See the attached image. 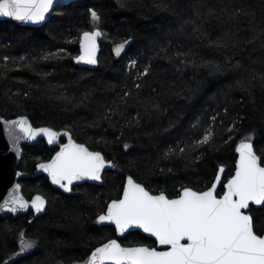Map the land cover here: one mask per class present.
Returning a JSON list of instances; mask_svg holds the SVG:
<instances>
[{
    "label": "trees",
    "instance_id": "obj_1",
    "mask_svg": "<svg viewBox=\"0 0 264 264\" xmlns=\"http://www.w3.org/2000/svg\"><path fill=\"white\" fill-rule=\"evenodd\" d=\"M94 29L101 32L98 66L78 67L79 37ZM261 77L264 0H84L55 8L41 27L0 21V117L67 131L116 165L101 185L69 193L41 175L21 179L23 196H42L46 209L36 218L32 211L0 217V264H86L94 248L117 239L96 221L128 176L151 194L175 198L184 188L206 190L223 168L220 195L235 148L249 135L264 166ZM207 128L210 144L197 145ZM178 148L185 151L169 152ZM54 150L44 142L23 146L18 170L31 174ZM248 213L262 235L264 205ZM21 238L35 247L17 255ZM117 240L155 246L139 232Z\"/></svg>",
    "mask_w": 264,
    "mask_h": 264
},
{
    "label": "snow or ice",
    "instance_id": "obj_2",
    "mask_svg": "<svg viewBox=\"0 0 264 264\" xmlns=\"http://www.w3.org/2000/svg\"><path fill=\"white\" fill-rule=\"evenodd\" d=\"M55 3L56 0H0V16L39 24L45 21ZM91 17L94 23L100 19L94 10ZM100 35L99 31L83 32L81 54L75 57L77 62L97 63L96 38ZM126 43L115 47L116 56H120ZM132 63L135 65V61ZM142 74L147 75L148 69L145 68ZM139 87L136 84V88ZM212 119L215 121V117ZM4 124L13 143L21 139L35 140L43 134L52 144L59 135L51 128H33L26 117L4 121ZM234 127L235 124L228 131H233ZM17 130L22 135L17 134ZM65 135H68V143L61 145L49 163L38 165L49 174L52 183L65 192H72L76 182L100 181L106 165L116 166L106 161L100 152L89 151L85 145L75 143L70 134ZM213 136L212 128H207L196 144L209 145ZM251 140L249 135L238 145L239 161L235 175L224 185L225 191L220 197L216 194V183L202 192L184 188L176 199H169L164 193L154 196L128 176L122 198L112 200L106 213L97 217L96 223L114 224L120 233L133 226L142 228L154 236L159 245L168 246L167 250L122 247L116 240H109L91 253L87 264H264V235L257 234L253 216L245 211L250 210V202L264 205V166L253 150ZM174 151L183 153L185 149L169 150ZM216 181H220L219 176ZM15 187L18 190L20 186ZM44 206L42 196H36L32 201L37 212ZM3 207L16 212L17 208L27 207V202L12 194ZM34 247V241L20 240V253Z\"/></svg>",
    "mask_w": 264,
    "mask_h": 264
},
{
    "label": "water",
    "instance_id": "obj_3",
    "mask_svg": "<svg viewBox=\"0 0 264 264\" xmlns=\"http://www.w3.org/2000/svg\"><path fill=\"white\" fill-rule=\"evenodd\" d=\"M82 1H84V0H56V3L54 5V7L50 10L49 14L46 16L45 21H43V22H41L39 24L20 22V21L14 20L12 18L3 17V16H0V21H10V22H12V23H14V24H16L18 26L37 28V27H41L43 24H45L49 20L50 15H51L52 11L55 8H57L59 6H66L68 4L75 3V2H82ZM94 31H99V30L94 29V30L88 31V32H94ZM82 34L79 37L78 54H77V56H79L81 54L80 40L82 38ZM100 40H101V35L96 38V54H95L96 55V60H97V63L96 64H87V63H84V62H77L76 59H75V57L72 60L73 64H75L78 67H85V68H88V69H95V68H97V66H98V56H99V53H100V46H99ZM20 117H25V116H20ZM20 117L13 118V119H9V120H6V119L0 117V217H6V216L17 217L19 215H25L29 211H32L33 214H34V217L36 218V217H38V216H40V215H42L44 213V211L46 209V201H45L44 209L42 211H40V212H37L35 210V208L32 207V201L34 200V198L36 196H34L31 200H27L23 196V194H22V188H21V186L19 184V181L21 179L28 178V177H36V176H40L41 175V176L46 177L49 180L50 184L54 188L60 190L63 193H68V192H65L62 188L59 187V185L53 184L52 183V180H51V177L49 176V174L38 167L39 164L36 165L35 170L31 174L20 172L18 170V165H19V163H20V161H21V159L23 157L22 147L23 146H32V145H35L38 142H42L43 141L46 145H48V146H50V147L53 148V147H56V146L59 145V140L60 139H64L65 142L63 144H67L68 143V135H65V133H67V134H70V133L67 132V131H63V130L58 132V131H55V130L52 129L53 131H55V132H57L59 134L57 141L54 142V143H52V144H49L48 143L47 137L44 136L43 134H41L40 136H38L35 140L21 139V140L18 141V143H13V141L10 139V137L8 136V134L6 132V127H5L4 121L17 120ZM27 120H28V118H27ZM28 122L30 123L29 120H28ZM33 128H48V127H33ZM17 134L22 135L21 133L18 132V130H17ZM75 143H77V142H75ZM63 144H61V145H63ZM77 144H80V143H77ZM239 144H237V146L235 148V153H236L235 169H234L233 174L231 175V177L228 178V180L231 179L232 176L235 175L236 167H237V164H238V161H239V153L237 152V147H238ZM61 145L59 146L58 150L53 154V156L48 161H45V162H42V163H44V164L49 163L52 160V158L55 156V154L60 151ZM253 150H254V148H253ZM89 151H91V150H89ZM111 169H112L111 166L106 165V167L101 172V180L100 181H91V180H88V181H80V182H76L73 185V187H76V186H79V185H82V184L101 185V183H102V175L105 172H107V171H109ZM220 169L218 170V172H217V174H216V176H215L212 184L209 187V188H211L212 185L214 183H216V194L218 192V188L220 186V183L222 182L223 172H224V169L223 168H222L223 169L222 172L220 171ZM217 176L220 177V181L218 183L216 181V177ZM228 180L224 183V185L227 184ZM126 183H127V179L124 182L123 189H124V186L126 185ZM17 184L20 186L18 190H16V187H15ZM224 185H223V192L225 191ZM209 188H207L204 191H207ZM123 189H122V192H121V195H120V198L119 199H121L122 196H123ZM193 191H195V190H193ZM182 192H183V189L180 191L179 195L182 194ZM223 192L220 195H217V196L218 197L222 196L223 195ZM12 194H17L20 197H22L23 200L27 202V207H25L23 209L17 208V211L16 212H12V211H9L7 208H4L3 205H4L5 201L6 200H9L10 199V196ZM151 195L156 196V195H160V194H151ZM178 196L175 197V198H169V199H176V198H178ZM109 203H111V201ZM261 206L262 205H255L254 203H251L250 202V208L251 207H253V208H259ZM106 211H107V206H106L105 213H106ZM245 211H246L247 214H249L248 213L249 210H245ZM99 225L113 227L114 230H115V234H116L117 239H121V238L125 237L130 232H139L142 235H144L145 237H147V238L152 239V240L155 241V246L154 247H149V248H155L157 251H166L167 250V247L168 246L159 245L157 239L154 236H152L150 233H145L142 228L133 226V227L129 228L128 230H126L124 233H120V232H118L116 230L114 224L104 223V224H99ZM262 235H264V233ZM117 239H111V240H116L118 242ZM108 241L100 244L97 247H101L103 244L107 243ZM183 242H186V241H183ZM122 247H130V246H122ZM131 247H147V246H131ZM96 248H94L91 251V253ZM91 253H90V255H91ZM90 255H89V257H90ZM89 257H88V259H89ZM86 264H87V262H86ZM106 264H110V262H106Z\"/></svg>",
    "mask_w": 264,
    "mask_h": 264
},
{
    "label": "flooded vegetation",
    "instance_id": "obj_4",
    "mask_svg": "<svg viewBox=\"0 0 264 264\" xmlns=\"http://www.w3.org/2000/svg\"><path fill=\"white\" fill-rule=\"evenodd\" d=\"M58 132H59V131H58ZM42 142H43V141H42ZM64 142H65L64 139H60V140H59V145L56 146V147H53V149H55V150H54V153L58 150L59 146H60L61 144H63ZM47 146H48V145H47ZM49 147H50V146H49ZM50 148H52V147H50ZM54 153H53V154H54ZM53 154H52V156H53ZM52 156H51V157H52ZM51 157H50V158H51ZM50 158H49V159H50ZM49 159H48V160H49ZM48 160H46V161H48ZM44 162H45V161H44ZM41 163H42V162H41ZM39 164H40V163H39ZM37 165H38V164H37ZM102 176H103V175H102ZM227 180H228V179H227ZM227 180H226V181H227ZM226 181H225V182H226ZM225 182H224V183H225ZM224 183H223V185H224ZM220 184H221V183H220ZM123 185H124V184H123ZM73 188H74V187H73ZM122 189H123V188H122ZM218 189H219V188H218ZM68 193H69V192H68ZM217 193H218V192H217ZM217 195H218V194H217ZM119 198H120V197H119ZM104 213H105V212H104ZM110 227H111V226H110ZM121 239H122V238H121ZM151 240H152V239H151ZM153 241H154V240H153ZM154 242H155V241H154ZM153 247H154V246H153Z\"/></svg>",
    "mask_w": 264,
    "mask_h": 264
},
{
    "label": "rangeland",
    "instance_id": "obj_5",
    "mask_svg": "<svg viewBox=\"0 0 264 264\" xmlns=\"http://www.w3.org/2000/svg\"><path fill=\"white\" fill-rule=\"evenodd\" d=\"M115 2H117L118 4L121 2V0H114ZM22 239V238H21ZM25 253V252H24ZM24 253H20V251H19V253L17 254V255H23Z\"/></svg>",
    "mask_w": 264,
    "mask_h": 264
}]
</instances>
